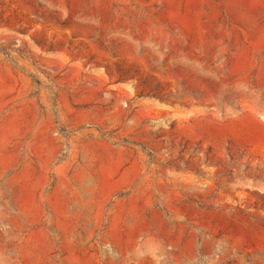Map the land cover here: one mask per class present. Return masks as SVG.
Wrapping results in <instances>:
<instances>
[{"label":"rangeland","instance_id":"374dc122","mask_svg":"<svg viewBox=\"0 0 264 264\" xmlns=\"http://www.w3.org/2000/svg\"><path fill=\"white\" fill-rule=\"evenodd\" d=\"M0 264H264V0H0Z\"/></svg>","mask_w":264,"mask_h":264}]
</instances>
